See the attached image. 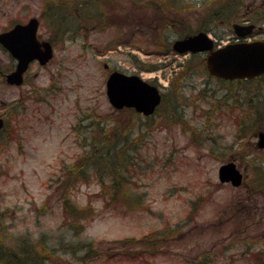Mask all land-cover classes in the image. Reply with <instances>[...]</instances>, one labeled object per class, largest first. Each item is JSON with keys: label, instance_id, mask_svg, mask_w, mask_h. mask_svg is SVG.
I'll list each match as a JSON object with an SVG mask.
<instances>
[{"label": "rangeland", "instance_id": "1", "mask_svg": "<svg viewBox=\"0 0 264 264\" xmlns=\"http://www.w3.org/2000/svg\"><path fill=\"white\" fill-rule=\"evenodd\" d=\"M178 1L169 11V5L149 6L146 0H105L93 12L89 8L90 28L59 39L53 60L33 66L22 87L2 81L10 59L0 49V117L14 113L0 137V238L6 247L17 248L19 257L38 241L53 251L82 242L91 244L93 259H84V252L65 255L40 247L36 264H264V178L259 179L264 151L257 147L254 121L264 111V78L226 85L200 74L195 65L176 76L180 80L171 89L178 95L168 101L172 66L186 57L165 56L177 32L154 24L168 14L184 19V33L195 32L199 18L213 7L205 0ZM36 2L42 8L45 0H0V31L26 13V3L37 14ZM115 6L118 12L111 11ZM214 31L225 30L216 26ZM111 71L139 75L167 94V102L150 120L115 111L106 95ZM89 115L98 126L124 123L109 138L128 137L123 154L147 173L139 178L136 167L133 172L142 200L112 201L107 188L108 195L101 196L97 180L112 172L97 164L94 180H79L66 193L72 207L87 210L75 221L63 208V180L72 176L67 167L83 156L80 145L91 136ZM80 119L78 138L74 128ZM125 124L141 130L129 134L131 126ZM241 131L244 138L238 136ZM229 161L245 173L242 187L219 182L218 170ZM69 224L80 231L76 238L67 232ZM60 234L70 242L58 240ZM147 235L154 244L150 248Z\"/></svg>", "mask_w": 264, "mask_h": 264}, {"label": "water", "instance_id": "2", "mask_svg": "<svg viewBox=\"0 0 264 264\" xmlns=\"http://www.w3.org/2000/svg\"><path fill=\"white\" fill-rule=\"evenodd\" d=\"M37 23L33 21L26 27H16L13 31L0 35V43L9 49L19 61L16 71L7 76L11 85H21L23 74L31 61L38 59L45 64L52 58L51 47L48 44L45 52L41 51L36 40ZM237 33L243 35L237 29ZM174 49L180 53L212 50L213 43L204 33L177 41ZM211 75L224 79L254 78L264 74V42L242 43L228 45L212 52L207 60ZM107 96L116 109L135 108L138 112L151 115L161 101L156 87L148 85L138 76H128L118 72L111 74L107 81ZM4 122L0 119V130ZM260 146L264 147V135H261ZM219 177L222 182H233L240 185L242 175L234 164L220 168Z\"/></svg>", "mask_w": 264, "mask_h": 264}, {"label": "trees", "instance_id": "3", "mask_svg": "<svg viewBox=\"0 0 264 264\" xmlns=\"http://www.w3.org/2000/svg\"><path fill=\"white\" fill-rule=\"evenodd\" d=\"M233 9H237L240 5L238 1H233L232 2ZM227 7V2L224 3V9L222 10V14H225ZM123 112H126L123 111ZM135 115V114H134ZM88 128H90V137L89 140L86 138L84 139V144L89 146L91 149L85 154V157L78 163H75L72 166L67 167L68 169V175H72L68 177L67 179L63 180L64 181V187H65V192L63 193L64 196V201H63V208L66 211L67 215L70 216V220H78V218L83 219L87 215V210L85 209H79L72 207L69 201V195L66 196L67 191L71 190L73 187L69 186H75V183L80 179V176H83L81 178L82 180L89 182L90 180H94L95 176L93 172L97 173L98 170L97 164L104 163V167L106 170H110L111 173H106V175L99 177L97 180L101 183L103 186L104 192L102 195H108L107 190L111 191V199L112 201H116L117 198L122 197V201L124 202H131L136 198V200L139 198L142 200L143 194L138 193L137 195L134 193L136 189L142 188L140 183L135 180L133 176L136 169L135 167L139 170V178H141V174L147 173L146 171H141L139 168L138 164H135L132 160L126 158V156L123 154L124 153V147H127L126 145L129 146L128 137H126V140H124V143L120 144L121 140L119 138H113L110 139L108 133L111 131H116V135L120 132L121 128H123L124 123L121 124V121L118 123L115 121H107L105 124L98 126V124H101L100 122L97 123L92 120V116L89 115L85 121H88ZM83 121L80 120L78 121L77 125L75 126L74 130L76 133L79 135L78 138L81 136V129L83 127ZM125 127L131 126L129 129V134L135 132L136 128L132 126L131 124H125ZM141 130L140 126H137L136 132L139 133ZM98 132V138H96V135L94 133ZM118 137V136H117ZM194 140V139H193ZM130 141V140H129ZM119 144H116L118 143ZM122 145V146H121ZM111 148V150H110ZM123 148V150H122ZM98 153V155H97ZM93 162L95 163L94 166H90V163ZM92 167V168H91ZM118 171V172H117ZM127 171V172H125ZM107 188V190H105ZM66 196V197H65ZM135 201V200H134ZM107 204L108 201H106ZM71 226L70 229L67 230L69 234H71V237L76 238V236H79L80 231H76L73 228V225L69 224ZM66 235L60 234L57 236L58 240H60L63 243H68L70 241H63L64 237ZM46 244L47 242L43 241H38L35 244H28L24 248V254L21 255L22 257L18 256L19 250L12 249L6 247V245L2 242V239L0 238V264H36V260H38L41 257L40 254V247H45L47 250L50 252H58L61 253L62 251H65V255H74L77 252H81L84 249H86L89 244H85L82 242L74 243L75 245H69L68 247H60L57 246V249L55 251L49 249ZM59 244V243H58ZM46 250V253L48 252ZM90 253H88L89 255ZM86 255V256H88ZM84 257L86 259L87 257ZM25 258V259H24ZM86 262V261H85ZM87 263V262H86Z\"/></svg>", "mask_w": 264, "mask_h": 264}, {"label": "flooded vegetation", "instance_id": "4", "mask_svg": "<svg viewBox=\"0 0 264 264\" xmlns=\"http://www.w3.org/2000/svg\"><path fill=\"white\" fill-rule=\"evenodd\" d=\"M26 2V1H23ZM89 0H45L44 6L40 8L39 2L35 3V13H30V5H24V11L26 12L21 18L18 17L16 20L12 21L9 25L3 27L0 31L6 32L11 30L18 24L25 25L29 23L30 20L36 18L38 21V31L37 38L40 42H47L52 46L53 51H55L56 43L58 41V37L63 35L64 37L68 35V33L72 30L74 35H78L79 29H88V18L86 16V12H88ZM7 5V3H5ZM262 3L260 6H263ZM251 5L245 7V11L242 12L239 22H243L246 18L250 17L254 10L248 11ZM259 7V6H258ZM229 12L232 10L231 2H229ZM39 10L41 12L39 13ZM247 10V11H246ZM259 12V11H258ZM257 12V13H258ZM255 13V14H257ZM263 15V14H262ZM264 16V15H263ZM79 20V24L75 23ZM71 22L74 24H71ZM81 26V27H80ZM47 35H45V32ZM264 34H260L258 38H263ZM0 49L5 52V54L10 59V62L6 65V67H11L12 69L16 67L17 61L9 54V52L0 45ZM40 66V64L35 61L31 64V66ZM29 73V72H27ZM27 73L25 75H27ZM262 131H258L255 133V136L261 133ZM260 150V149H259ZM264 151V149H261Z\"/></svg>", "mask_w": 264, "mask_h": 264}]
</instances>
